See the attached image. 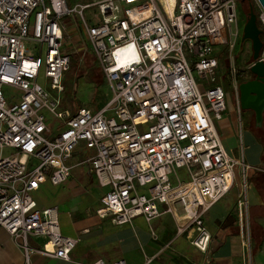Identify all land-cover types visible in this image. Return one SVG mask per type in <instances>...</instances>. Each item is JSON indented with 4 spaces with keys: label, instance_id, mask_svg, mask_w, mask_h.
I'll list each match as a JSON object with an SVG mask.
<instances>
[{
    "label": "built area",
    "instance_id": "1",
    "mask_svg": "<svg viewBox=\"0 0 264 264\" xmlns=\"http://www.w3.org/2000/svg\"><path fill=\"white\" fill-rule=\"evenodd\" d=\"M252 1L264 28V8ZM239 24L237 0H0V227L23 264L34 253L70 260L79 238L60 232L58 207L40 206L34 195L65 182L78 164L108 187L97 216L125 224L173 214L201 264H212L208 210L236 187L239 212L248 213L235 75L238 158L216 124L227 109L215 75L223 76L221 53L232 51ZM260 49L264 62V41ZM88 54L108 100L73 110L64 76L73 55Z\"/></svg>",
    "mask_w": 264,
    "mask_h": 264
},
{
    "label": "crops",
    "instance_id": "2",
    "mask_svg": "<svg viewBox=\"0 0 264 264\" xmlns=\"http://www.w3.org/2000/svg\"><path fill=\"white\" fill-rule=\"evenodd\" d=\"M249 138L250 157L247 164L254 167L249 174L251 176L254 171L262 169L261 144L257 143L251 133ZM77 161L81 160L72 157L70 163ZM71 173L62 184L41 185L34 197L40 206L56 205L60 232L78 237L79 242L72 250L70 260L34 253L32 264H95L99 259L107 263L124 260L126 264H201L203 253L189 242L187 233L178 232V218L173 214L165 213L151 221L143 216L136 217L125 224L115 223L110 216H97L99 200L108 187L100 186L84 164L74 165ZM247 197L248 206L263 203L251 182ZM223 198L211 206L205 217L206 227L211 233L209 255L212 257V264H264V216L255 217L256 223L261 227L256 229V239H260L262 234L263 237L258 249L252 253L249 226H242L238 220L228 217L229 203ZM0 231L11 240L0 242L3 250H10L9 260L0 261V264H23L22 251L16 241L2 227ZM40 240H31V245H38Z\"/></svg>",
    "mask_w": 264,
    "mask_h": 264
},
{
    "label": "rangeland",
    "instance_id": "3",
    "mask_svg": "<svg viewBox=\"0 0 264 264\" xmlns=\"http://www.w3.org/2000/svg\"><path fill=\"white\" fill-rule=\"evenodd\" d=\"M91 2L96 0H69L72 4L76 2ZM253 2V1H252ZM254 12L256 15H258V8L255 6L254 2L252 3ZM238 16H239V31L237 34V39L235 41V44L231 50H224V52L221 53V60H220V70L223 71L222 75H215L216 79L221 78L220 83H222L226 99V112L224 113V119L221 121H216V124H218L221 137L224 139V144L227 149L230 150V152L235 156L239 157L240 154L238 153V145H237V131L238 130V124H237V117L239 118V110L237 109L236 103H235V95L233 94V89L231 85V79L233 78V75H235L238 78L245 77L248 75V66L251 63L250 62V56L253 54V50L251 48V41L249 39H246L242 42V45H240L239 41L242 34V29L244 24H242V6L238 5ZM88 13H91L90 10H87ZM257 20V19H256ZM258 27L263 30L264 28L261 27L260 21L257 20ZM71 37L75 34L72 33V30L70 31ZM77 36H74L76 39ZM73 43V42H72ZM67 47H71V44H68ZM78 62L76 63V67H73L70 65L68 68L66 74H65V83L68 85L67 91H66V105H68L71 109H75L78 104H82L84 106H91L93 109H98L101 107L107 100L108 97L106 96V93L108 92L107 86L101 82L99 84L90 81L87 73H83L84 70L82 64H84L88 58V61L94 62V66L98 67L96 65V58L94 55H86L85 57L79 56ZM82 58V59H81ZM250 62V63H249ZM72 64V63H71ZM81 73L83 75L79 76ZM242 74V75H241ZM195 81L202 82L208 86V83L210 82L208 79H204L199 75L194 76ZM10 90V89H9ZM11 91V90H10ZM240 114H241V120L243 123V145H244V160L247 163H249V153L248 148L250 147L249 144V135L252 132L251 128L253 123V113L250 111V109L242 108L239 104ZM264 123V119L262 120ZM261 122V123H262ZM252 134V133H251ZM253 136V135H252ZM258 144H260L257 141ZM7 151H5L6 153ZM81 152V151H80ZM78 158L81 160L82 154L78 156ZM252 170H254V167H250L248 171V176L251 174ZM98 188L99 185L97 186ZM101 189V188H100ZM237 188L233 187L227 195H225V198L227 202L229 203V212L228 215L229 218L232 220H238V222L242 224V226L248 225V213L243 212V214L240 216L238 202L236 199V193ZM47 197V195H45ZM0 242H11V240L6 238V235L3 231H0ZM9 245V243L7 244ZM8 253L10 254L9 248H5L4 250L0 247V261L7 262L8 259ZM13 256H10L12 258Z\"/></svg>",
    "mask_w": 264,
    "mask_h": 264
},
{
    "label": "trees",
    "instance_id": "4",
    "mask_svg": "<svg viewBox=\"0 0 264 264\" xmlns=\"http://www.w3.org/2000/svg\"><path fill=\"white\" fill-rule=\"evenodd\" d=\"M252 0H237V4L242 6L243 10H242V23H241V27L242 24L246 23V20L249 17V13L253 8V4H252ZM241 38H240V45H242V42L245 41V39H243L242 34ZM260 38L262 40V42L264 41V30L261 31V33L259 34ZM77 55H73V58L71 60L70 64L73 67H76V63L78 62V57H76ZM89 57H86L87 61L82 64L83 73H87L90 81L95 82L97 84L102 82V72L101 70H99L98 67L94 66V62L92 61H88ZM90 59V58H89ZM253 61L252 55L250 56V62ZM249 62V63H250ZM70 67V66H69ZM248 72H250V70H248ZM83 73H81L79 76L83 75ZM250 75L251 72H250ZM65 79V76H64ZM238 84H240L241 81H244L245 79L243 77L238 78ZM65 82V81H64ZM66 85V91L68 88V85L65 83ZM65 91V94H66ZM253 125H252V135L253 137L256 139V141H258L261 144V154H260V161H261V168L262 169H258L256 171H254V173L249 176L248 181L251 182L255 188L257 189L258 193L260 194V196L262 197L263 203L259 204V206H248V226L250 228V240H252L251 243V252H255L258 247L260 246L261 243V239L263 237V234L260 236V239H256V229L257 228H261L260 226H258V224L255 221V217L256 216H264V123L262 122V124L257 123L256 118H255V114L253 115ZM263 118H264V113H263ZM263 230V229H262Z\"/></svg>",
    "mask_w": 264,
    "mask_h": 264
},
{
    "label": "water",
    "instance_id": "5",
    "mask_svg": "<svg viewBox=\"0 0 264 264\" xmlns=\"http://www.w3.org/2000/svg\"><path fill=\"white\" fill-rule=\"evenodd\" d=\"M259 3L264 8V0H259ZM256 19V13L252 9L242 29L243 39L251 41L252 58L255 61L249 70L255 75V78L254 80L241 82L238 90L240 94V106L245 109L254 110L257 123L262 124L264 111V62L257 60L262 45L259 35L262 30L258 27Z\"/></svg>",
    "mask_w": 264,
    "mask_h": 264
},
{
    "label": "flooded vegetation",
    "instance_id": "6",
    "mask_svg": "<svg viewBox=\"0 0 264 264\" xmlns=\"http://www.w3.org/2000/svg\"><path fill=\"white\" fill-rule=\"evenodd\" d=\"M252 74V73H251ZM254 78H255V75H250V72H248V75L247 76H245L244 77V81H241V82H245V81H249V80H254ZM240 82V83H241ZM240 85V84H239ZM238 94H239V92H238ZM250 111L253 113V114H255V112H254V110H252V109H250ZM263 113H264V111H263ZM264 119V118H263Z\"/></svg>",
    "mask_w": 264,
    "mask_h": 264
}]
</instances>
